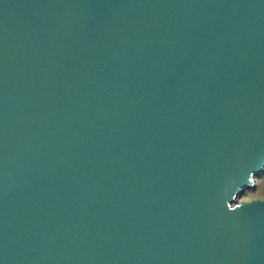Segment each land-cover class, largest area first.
<instances>
[{
  "label": "water",
  "instance_id": "1",
  "mask_svg": "<svg viewBox=\"0 0 264 264\" xmlns=\"http://www.w3.org/2000/svg\"><path fill=\"white\" fill-rule=\"evenodd\" d=\"M264 0H0V264H264Z\"/></svg>",
  "mask_w": 264,
  "mask_h": 264
},
{
  "label": "rangeland",
  "instance_id": "2",
  "mask_svg": "<svg viewBox=\"0 0 264 264\" xmlns=\"http://www.w3.org/2000/svg\"><path fill=\"white\" fill-rule=\"evenodd\" d=\"M264 198V171L255 177V185L245 189L239 196L238 202H248Z\"/></svg>",
  "mask_w": 264,
  "mask_h": 264
}]
</instances>
